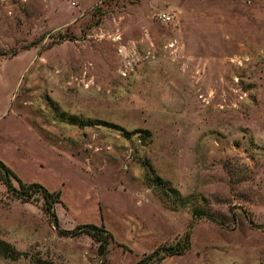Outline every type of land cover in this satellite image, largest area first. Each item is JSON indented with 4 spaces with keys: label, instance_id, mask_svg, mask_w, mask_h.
Wrapping results in <instances>:
<instances>
[{
    "label": "rangeland",
    "instance_id": "rangeland-1",
    "mask_svg": "<svg viewBox=\"0 0 264 264\" xmlns=\"http://www.w3.org/2000/svg\"><path fill=\"white\" fill-rule=\"evenodd\" d=\"M0 161L112 237L0 183V264H264V0H0Z\"/></svg>",
    "mask_w": 264,
    "mask_h": 264
},
{
    "label": "trees",
    "instance_id": "trees-1",
    "mask_svg": "<svg viewBox=\"0 0 264 264\" xmlns=\"http://www.w3.org/2000/svg\"><path fill=\"white\" fill-rule=\"evenodd\" d=\"M120 131H124L120 129ZM124 135L129 134L124 131ZM12 180L16 181L18 188H16ZM0 183L6 188L7 192L13 197L23 202H28L34 198H41L43 203L44 212L52 218L54 226L58 230V234L63 237H77L79 235H87L98 245L99 256H104L107 251V247L111 241V235L103 228V226L95 225H81L72 230H62L58 227L57 218L54 211L55 204L59 203L60 194L50 192L45 187L38 183L23 184L16 175L2 162L0 161ZM195 217V214H193ZM197 216V215H196ZM213 221V219H210ZM191 227L188 228L183 238L179 240L175 245L169 247H163L156 250L150 255L152 258H156V261H161L167 257L182 255L186 253L191 244ZM0 255L6 259L17 260L19 258L18 253L14 251L8 244L0 241ZM143 260L138 264H142Z\"/></svg>",
    "mask_w": 264,
    "mask_h": 264
},
{
    "label": "built area",
    "instance_id": "built-area-1",
    "mask_svg": "<svg viewBox=\"0 0 264 264\" xmlns=\"http://www.w3.org/2000/svg\"><path fill=\"white\" fill-rule=\"evenodd\" d=\"M159 19L164 23H169L171 22L172 17H170L169 15H161L159 16Z\"/></svg>",
    "mask_w": 264,
    "mask_h": 264
}]
</instances>
